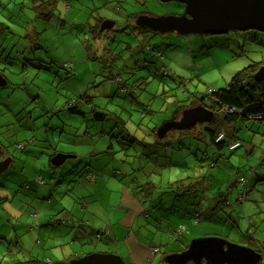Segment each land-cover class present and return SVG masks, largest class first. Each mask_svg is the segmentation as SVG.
I'll return each mask as SVG.
<instances>
[{"label":"rangeland","instance_id":"1","mask_svg":"<svg viewBox=\"0 0 264 264\" xmlns=\"http://www.w3.org/2000/svg\"><path fill=\"white\" fill-rule=\"evenodd\" d=\"M47 1L52 0H0V74L7 79L0 86V139L10 158L22 157L31 139L32 145L47 152L77 153L56 168L80 181L72 192L75 196L84 195V183L90 189L83 176L89 166L95 167L101 158L96 163L107 168L112 160L121 172L108 173L126 183L145 208V216L140 215L133 224L145 228L141 239L162 245L154 264H166V255L183 250L196 237H220L255 248L261 242L264 253V119H238L235 135L242 145L234 150L227 146L218 150L200 123L191 129L169 130L156 151L136 149L143 147L141 143L156 141L151 129L174 117V103L195 106L202 98L206 104L213 99L208 90L224 83V77L229 81L246 65L264 59V32L245 29L180 35L135 21V15L141 13L180 14L184 4L179 1L53 0L52 10ZM98 17L103 19L97 22V31L104 19L114 20V25L96 34ZM153 49L163 53L161 61L152 54ZM61 60H71L74 73L61 67ZM81 92L91 104L82 98L78 105L85 114L70 113L64 103ZM145 104L150 107L143 114ZM96 113L103 117H95ZM225 131L219 130L216 139L225 138ZM111 134L113 150L123 146L127 154L117 151L121 164L109 148ZM166 143L169 148H164ZM19 144L26 147L21 149ZM72 165L79 166V176ZM11 173L8 169L0 176L4 179ZM240 176L247 179L244 208L235 202L243 191ZM178 179L181 181L175 182ZM195 182L199 188H188ZM6 187V182L0 183L1 190ZM107 209L114 214L113 207ZM194 210L200 213L199 222L191 219ZM6 213L16 224L37 217L28 212L18 219L3 205L0 221ZM102 223L99 218L96 227ZM178 224L188 227L179 238L172 233ZM88 241L101 243L102 252L117 251L115 244H105V237L100 241L92 235ZM77 243L70 238L61 252L79 256L92 248L81 240ZM46 255L51 256L48 249ZM70 259L66 257L63 264H70Z\"/></svg>","mask_w":264,"mask_h":264},{"label":"crops","instance_id":"2","mask_svg":"<svg viewBox=\"0 0 264 264\" xmlns=\"http://www.w3.org/2000/svg\"><path fill=\"white\" fill-rule=\"evenodd\" d=\"M227 50L230 51L229 54H232L233 51L229 48ZM233 57H236V55H233ZM228 73L231 74V71ZM224 78V83H220L217 85L219 87L213 88L225 87L229 81H226L227 77ZM170 119H175V117H170ZM28 147L22 157L16 159L11 156V163L6 170H13L10 169V166L14 167L15 161L18 162L14 168L19 169L22 178L26 180L29 186L21 191L16 190L14 189L16 185L10 180V177L3 179L0 176V179L7 183L4 190L0 189V208L4 205V210L9 214H15L18 219H21L19 215L23 213L36 212L40 224L39 228L35 230L30 227L32 218H28L27 221L19 220L18 224L11 223L13 220H8L6 213L4 220L0 221V229L3 230V234L0 235V264H28L27 261L31 260L33 262V259L38 260V263L34 264H43V261L47 258L53 262L59 261L62 264L66 257L71 259L78 257V253L66 255L61 252L64 245L69 243L70 238L75 244H78L77 242L81 240L83 244L92 246L83 254L98 250L102 252L103 249H100L101 243L90 244L88 240L92 235L95 237L97 231H102L105 228H108V231H104L98 240L101 241L105 237V244L108 242L111 245L115 244L117 247L115 253L123 257L125 264L157 263V253L161 251L162 245L146 243L141 239L143 237H140V235L145 228L133 224L140 215L145 216V208L137 202L136 196L131 191V193L129 192V186L126 183L119 180L115 174L111 176L108 173L112 169L113 163L107 165V168L105 165L98 164L101 174H97L89 181L90 189L84 183V195L77 194L75 196L72 192H74L75 185L80 181H77L78 179L73 174L56 170L60 166L51 162L54 154L63 151L55 149L47 157L45 154L40 153L37 146L31 145ZM3 151L5 154L0 155V158L10 156L5 150ZM46 157L47 160H45ZM75 157H77V153L73 152L68 158ZM71 168L76 173L79 166L72 165ZM38 176H41V182L39 181L40 183L36 184L34 179ZM45 198L50 199L48 204ZM81 202H86V205L84 204V207H82ZM77 203L80 204L78 207ZM110 206L114 208L113 215L108 212L107 207ZM51 217L53 222L50 221ZM99 218L104 223L98 228L96 224ZM60 219L62 222H60ZM78 220L79 224H81V221H87V224H83L84 226L77 229ZM11 224L15 226L12 228ZM172 233L174 234V229ZM144 238L146 239V236ZM162 239L161 237L160 243ZM154 248L158 249L152 252ZM40 249H43L41 255ZM47 249L50 251L51 256L46 255ZM153 255L155 256L152 261L149 260ZM126 256L129 258V262Z\"/></svg>","mask_w":264,"mask_h":264},{"label":"water","instance_id":"3","mask_svg":"<svg viewBox=\"0 0 264 264\" xmlns=\"http://www.w3.org/2000/svg\"><path fill=\"white\" fill-rule=\"evenodd\" d=\"M179 1L184 4L180 14L148 15L140 14L136 23L159 32H175L180 35L192 33L223 34L229 30L256 29L264 32V0H160ZM114 20L104 19L100 29L111 28ZM256 80H264V65L254 73ZM7 79L0 74V86ZM214 112L204 104L186 106L178 119H168L156 129L159 138L169 130L191 129L196 124L210 122ZM3 145L0 143V151ZM70 154L57 152L51 158L59 165ZM11 163L10 156L0 158V174ZM262 254L251 246L230 242L220 237H196L179 252L165 256L167 264H259ZM70 264H125L118 253L94 251L74 257Z\"/></svg>","mask_w":264,"mask_h":264},{"label":"trees","instance_id":"4","mask_svg":"<svg viewBox=\"0 0 264 264\" xmlns=\"http://www.w3.org/2000/svg\"><path fill=\"white\" fill-rule=\"evenodd\" d=\"M53 3H54L53 0L51 2L50 1L46 2V5L51 7L50 10H52L54 7ZM37 6L38 5H36V7ZM41 14H43V13H41ZM141 14H144V13H141ZM136 16L137 15H135V18H136ZM45 18H47V15H45ZM102 19L103 18L98 17V19L96 20V25H95V33L96 34L101 32L100 27H99L98 31L96 30V26L98 24L97 22L101 21ZM25 23H26V25L30 24L29 21H26ZM140 26H144V25H140ZM145 27H147V26H145ZM102 30H105V28ZM148 47H150V46H148ZM152 54H154V56H156L158 58V60H160V61L163 59V53L161 51H157V50L153 49ZM59 65L61 67H64L65 69H67L69 72L74 73V67L75 66H74V63L71 62V60H61ZM262 65H264V59L258 60V61H253L251 64L246 65L245 67L240 69L238 72H236L230 78L229 82L227 83V85L225 87L218 88L216 90H210L209 89L208 91L210 92V95L213 97L212 100H210V101L208 100V102L206 104H205V102L202 101L203 100L202 98H200L198 100L201 102V104L206 105L207 107H209L214 112V118L210 122H202L199 125L205 131V134L209 138V142L211 144L215 145L218 150H222L226 146L228 147L229 150H234L235 148L241 146V143H240L241 139L235 135V132L237 130L236 123H237L239 118L242 121H244L246 119H252V120L253 119L254 120H263L264 119V80H256L254 78V73ZM162 71H163V74L167 73L166 65L162 66ZM146 77L147 76H145L143 78H146ZM116 80L119 81L120 78L116 77ZM120 88L124 89V86L120 85ZM82 98H83V100H85V102L88 103V105L91 104L90 103L91 100L89 99L87 94L85 92H81L80 95H75L74 98L70 97L64 103V107L70 113L85 114V112H83L82 109L78 105L79 101ZM177 102H179V101H177ZM186 106H188V104H184V103L176 104V103H174V108H175V111L173 113L174 117L176 118V116L180 112V110ZM149 107H150L149 104L143 105L142 113L145 114L147 111H149ZM226 107L233 108V111H231V112L225 111ZM94 116L99 117V118L103 117V115L99 114V113L94 114ZM157 127H153L151 129L154 137H156V141H146L145 143H141V144H143V147H137L136 148L137 150L142 149L143 151H146V150L151 148V150L153 149L152 151H156V148L158 147V145H160L158 143H160L159 141L161 139L156 134ZM223 128L226 129V131H225L226 137L225 138L223 137V139H221V141L220 140L216 141L217 132ZM229 129H231V130H229ZM128 135H131V134L128 133ZM180 135H182V133H180ZM182 136H184V135H182ZM188 136H190V135H188ZM101 138L104 139V136H102ZM109 138H111L109 148L111 150H113V149H115L114 145L112 143V139L114 138V136L111 134V135H109ZM191 138L195 142V139L193 137H191ZM134 139L137 140L136 138H134ZM229 139H232V140H229ZM33 140L34 139H31L29 141V146L32 145ZM174 140H176V138ZM128 141H130V140H128ZM130 142H132V138H131ZM139 142H141V140H139ZM234 142H239V144L233 148H229V146ZM0 143L3 145V147H2L3 150L7 151L8 149L6 148V145L1 142V139H0ZM19 146L21 147V149H24L26 147V146L20 145V144H19ZM34 146H36V145L34 144ZM165 146L166 147H164V148H169L167 146V143L165 144ZM181 146L184 147L185 145H183V143H181ZM53 150H55V149H53ZM26 151L27 150H25V152ZM113 151H115V153H114L115 159H117V161H119V163L121 164V162H123V161L121 160L120 155L117 153V151H121L119 153H123L124 156L127 155L123 149V146H121L119 150H113ZM40 153H43L48 157L51 152H47L45 150L40 149ZM101 161H102L101 158L96 160V162H101ZM111 161L107 162V165L113 163L112 169L109 172L112 171L115 173V170H116V173L121 172V171H119L120 169L115 168L114 162L113 161L111 162ZM96 162H95V165H96L95 167H92V165H91L83 173V176L88 181L92 180L98 173H101V169ZM76 174L78 175L79 172L77 171ZM38 177L34 179L36 181V184L37 183L39 184L41 182V176H38ZM10 180L16 185V188H17L16 190H19V191H21L22 189L28 188V186H29V184L26 182V180H24V178H22V175L20 174V171L18 168H14L12 170ZM177 181H181V179H178L175 182H177ZM238 181L240 182L241 185H243V191L235 199V202L242 205V207L244 208L245 196L247 193V191H246L247 190V184H246L247 179L244 178L243 176H240L238 178ZM0 183L4 184L3 179H0ZM17 184H19V186H17ZM197 184L198 183L195 182V184H193L189 187L187 186V187L190 189L193 188V190H194L195 186H197L199 188V185H197ZM47 202L49 203L50 199H47ZM225 203H226V205L231 204L230 201H225ZM81 204H82V207H84V204L86 205V202H81ZM35 214H37V213L35 212ZM146 215H147V213H146ZM191 219L194 220V222H199L200 221V213L197 210H194L191 213ZM52 220H53V218L51 217L50 221L53 222ZM63 221H65V220H63ZM60 222H62L61 219H60ZM39 224L40 223H39L38 216H37L36 220L35 219L32 220L30 227H31V229L37 230L39 228ZM83 224L84 225L87 224V221H84V222L81 221V224H79V220H78L76 228L78 229V227L84 226ZM181 225H183L185 227L184 232L188 231L187 225H185V224H181ZM179 226L180 225H178L176 228H174V231ZM104 231H108V228H105L102 231H100V230L97 231L95 233V238L99 239L98 237H96V234L102 235L104 233ZM184 232L179 236L176 235L175 233H174V235L179 238L184 234ZM36 239L39 241L38 238H36ZM185 247H187V246H185ZM261 247H263L262 243L259 242L256 249L260 250L263 253V250L261 249ZM45 260L43 261V264L46 263ZM27 262H28V264H32V263L34 264V263H38V260L33 259V262L31 260H29ZM52 264H61V262H59V261L53 262L52 261Z\"/></svg>","mask_w":264,"mask_h":264},{"label":"built area","instance_id":"5","mask_svg":"<svg viewBox=\"0 0 264 264\" xmlns=\"http://www.w3.org/2000/svg\"><path fill=\"white\" fill-rule=\"evenodd\" d=\"M225 111H228V112H231V111H233V108H228V107H226L225 108ZM218 139H216V141H217ZM236 144H239V142H234V143H232L230 146H229V148H231L232 146H234V145H236ZM185 231V227L183 226V225H180L175 231H174V233L176 234V235H181L183 232ZM100 236L101 235H99V234H96V237H98V238H100ZM158 248H154V249H152V252H155L156 250H157ZM45 264H52V261L49 259V258H47L46 260H45ZM259 264H264V256H262V259L259 261Z\"/></svg>","mask_w":264,"mask_h":264},{"label":"flooded vegetation","instance_id":"6","mask_svg":"<svg viewBox=\"0 0 264 264\" xmlns=\"http://www.w3.org/2000/svg\"><path fill=\"white\" fill-rule=\"evenodd\" d=\"M138 16H139V15L136 16L135 21L137 20V17H138ZM2 151H3V149H2V147H1V151H0V153H2Z\"/></svg>","mask_w":264,"mask_h":264},{"label":"clouds","instance_id":"7","mask_svg":"<svg viewBox=\"0 0 264 264\" xmlns=\"http://www.w3.org/2000/svg\"><path fill=\"white\" fill-rule=\"evenodd\" d=\"M255 249H256V248H255ZM256 250H257V249H256ZM257 251H260V250H257ZM260 252H261V251H260ZM261 254H262V256H264V253L261 252Z\"/></svg>","mask_w":264,"mask_h":264}]
</instances>
